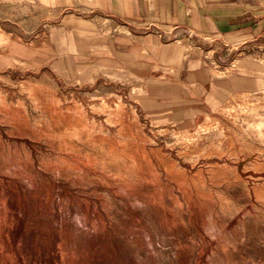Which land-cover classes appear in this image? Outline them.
<instances>
[{
    "label": "rangeland",
    "instance_id": "rangeland-1",
    "mask_svg": "<svg viewBox=\"0 0 264 264\" xmlns=\"http://www.w3.org/2000/svg\"><path fill=\"white\" fill-rule=\"evenodd\" d=\"M104 1L0 0V264H264V40Z\"/></svg>",
    "mask_w": 264,
    "mask_h": 264
},
{
    "label": "crops",
    "instance_id": "crops-1",
    "mask_svg": "<svg viewBox=\"0 0 264 264\" xmlns=\"http://www.w3.org/2000/svg\"><path fill=\"white\" fill-rule=\"evenodd\" d=\"M101 7L224 46L264 40V0H107Z\"/></svg>",
    "mask_w": 264,
    "mask_h": 264
}]
</instances>
